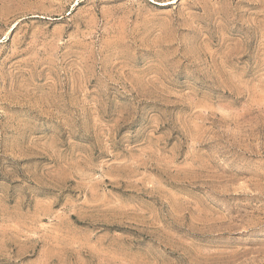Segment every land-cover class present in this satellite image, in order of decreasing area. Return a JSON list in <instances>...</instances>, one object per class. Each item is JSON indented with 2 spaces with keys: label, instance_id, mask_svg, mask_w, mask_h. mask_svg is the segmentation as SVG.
<instances>
[{
  "label": "rangeland",
  "instance_id": "374dc122",
  "mask_svg": "<svg viewBox=\"0 0 264 264\" xmlns=\"http://www.w3.org/2000/svg\"><path fill=\"white\" fill-rule=\"evenodd\" d=\"M0 264H264V0H0Z\"/></svg>",
  "mask_w": 264,
  "mask_h": 264
}]
</instances>
